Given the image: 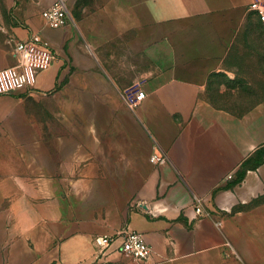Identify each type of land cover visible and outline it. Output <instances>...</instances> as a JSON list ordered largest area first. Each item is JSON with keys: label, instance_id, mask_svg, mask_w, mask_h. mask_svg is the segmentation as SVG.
Listing matches in <instances>:
<instances>
[{"label": "crops", "instance_id": "1", "mask_svg": "<svg viewBox=\"0 0 264 264\" xmlns=\"http://www.w3.org/2000/svg\"><path fill=\"white\" fill-rule=\"evenodd\" d=\"M52 1L0 0V70L35 33L56 54L34 86L0 92V264L264 262V206L222 211L264 193V162L233 183L264 145V48L250 45L264 0H68L61 27L42 15ZM127 227L149 260L121 251ZM98 234L114 236L106 252Z\"/></svg>", "mask_w": 264, "mask_h": 264}, {"label": "built area", "instance_id": "2", "mask_svg": "<svg viewBox=\"0 0 264 264\" xmlns=\"http://www.w3.org/2000/svg\"><path fill=\"white\" fill-rule=\"evenodd\" d=\"M264 20V7L259 6ZM42 15L46 23L52 27L66 25L71 19L69 13L68 0H53L51 4L43 9ZM14 55L16 63L0 70V92H9L20 86L31 88L36 83L37 73L49 66L56 54L51 43L41 34L35 33L25 39L15 42ZM146 96V92L141 88H136L133 92L126 94L127 104L131 109ZM168 160L165 152L154 153L151 161L162 164ZM233 174H229L232 177ZM194 203L197 216H205L209 211L204 206V198L194 194ZM133 205H146L148 212L157 215L167 210L166 205L153 204L141 200H134ZM122 236L121 251L140 261H147L153 255L151 245L146 240L144 234L129 227L121 230ZM95 244L100 251L106 252L114 241V236L110 234H98L94 237Z\"/></svg>", "mask_w": 264, "mask_h": 264}, {"label": "rangeland", "instance_id": "3", "mask_svg": "<svg viewBox=\"0 0 264 264\" xmlns=\"http://www.w3.org/2000/svg\"><path fill=\"white\" fill-rule=\"evenodd\" d=\"M71 22H73L74 23V21H72V20H70ZM252 27H253V29H255V31L256 30H258L259 31V36H260V39L258 40V41H250V45L251 46H259V47H262V48H264V31H263V29H262V26H261V23L259 24L258 23V21L255 19V21H254V23L252 24ZM256 33H257V31H256ZM254 56H251V58H253ZM260 59V68L262 67V65H261V62H263V60H264V56H260L259 57ZM251 62H253L252 60H251ZM255 62V61H254ZM261 73V72H260ZM263 73V72H262ZM263 77L262 76H260V83H262V81H263V79H262ZM261 90H262V88H261V86H260V94H261ZM237 105H239V107H241V104H237ZM250 105V104H249ZM243 106L245 107L246 106V104H243ZM248 203L249 202H247V203H240V204H237V205H235V206H238V207H243L245 210H248V209H251V208H253V207H255V206H259V204L258 205H255V206H252V207H249L248 206ZM260 206H264V202L262 203V204H260ZM263 209H264V207H263ZM223 211V213H228L229 215H231V214H234L235 212V209H234V207H231V209H229V210H222ZM223 215V214H222ZM253 219H255V225H254V227L256 228V225L258 224L257 223V220H259L258 222H260L259 223V228H260V230H261V234L263 233L264 234V210L261 212V214H259V215H255V216H253ZM218 224L219 225H221L222 223H221V221L220 222H218ZM262 240V237H261V235H260V241ZM256 241H257V237H256ZM229 254V252H225V254L223 253V261H226L225 259L227 258V255ZM233 258L236 260V262H238L239 264H251V263H245L243 260H242V258H241V256H239L238 254H235L234 256H233ZM217 264V263H216ZM219 264V263H218ZM223 264H225V262L223 263ZM256 264V263H255ZM257 264H264V262H262V263H257Z\"/></svg>", "mask_w": 264, "mask_h": 264}, {"label": "trees", "instance_id": "4", "mask_svg": "<svg viewBox=\"0 0 264 264\" xmlns=\"http://www.w3.org/2000/svg\"><path fill=\"white\" fill-rule=\"evenodd\" d=\"M80 3V1H79ZM264 31V30H263ZM260 38V36H259ZM264 162V145H262L261 147H259L253 155H251L249 158H247L243 164L241 169H239L238 175L237 177L233 180V183H237L240 182L244 175H245V171L249 168H256L258 167L260 164H262ZM264 202V193H261L259 195H257L256 197H254L249 203L248 206L252 207L258 204H261ZM242 209L243 207H238V206H234V209Z\"/></svg>", "mask_w": 264, "mask_h": 264}]
</instances>
